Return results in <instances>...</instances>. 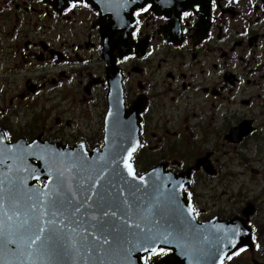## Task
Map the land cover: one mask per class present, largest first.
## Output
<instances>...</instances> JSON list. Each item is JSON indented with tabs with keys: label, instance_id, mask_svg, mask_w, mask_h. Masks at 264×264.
<instances>
[{
	"label": "flooded vegetation",
	"instance_id": "af4514ba",
	"mask_svg": "<svg viewBox=\"0 0 264 264\" xmlns=\"http://www.w3.org/2000/svg\"><path fill=\"white\" fill-rule=\"evenodd\" d=\"M1 1L16 9L15 16L21 11L39 18L60 19L82 10L92 11L98 20V13L79 1L69 9L58 0ZM173 3L175 8L174 5L166 9L134 10L138 18L130 36L123 39L125 32H119L104 45L102 42L101 75L77 79L71 87L67 81L74 76L71 74L69 78L65 70L38 81H0V128H20L7 118L4 108L9 95L23 100L29 115L36 114L38 106L40 115H44V104L39 105L38 101L49 102L50 97L59 100L72 94V101L78 102L74 111L82 117L78 126L102 129L107 126L113 98L119 111L115 127L140 128L141 146L134 156L137 174L156 169L164 175L189 172L190 183L184 191L193 204L197 222H236L250 231L248 243L223 264H264V241L259 235L260 229H264V196L260 195L264 194V0H173ZM20 4L25 7L19 8ZM176 9L181 11L178 17ZM95 27L99 32L97 23ZM150 28L155 35H151ZM35 40H26L24 48L28 56L30 52L39 63L67 62L65 54L50 49L47 38L40 39L38 44ZM121 41L125 43L123 49ZM60 47L64 48V44ZM165 49L173 51L167 67L163 65L168 60L161 56ZM107 59L117 72L114 73ZM82 63L86 65L89 60ZM157 71L163 73L164 79L150 85L146 80L148 73ZM155 92L161 93L159 98L170 101V109L160 106L155 122L160 128H184L173 130V137L159 135L156 124L151 126L154 129L149 128L151 116L156 113L152 97ZM95 106L102 111L97 124L87 117ZM167 110L174 114L173 120L161 126L163 112ZM34 126L29 122L24 127ZM206 127L216 129L212 133L214 139L209 136L201 143ZM42 128H47V121ZM181 147L184 151H180ZM187 151L191 153L189 160L184 158ZM203 178L220 180L225 188L223 195L227 193L239 203L241 197L248 200L230 212L209 208L211 199L205 195L201 204L195 187L197 180ZM164 250L166 254L158 255L161 260L172 253Z\"/></svg>",
	"mask_w": 264,
	"mask_h": 264
},
{
	"label": "water",
	"instance_id": "95a60500",
	"mask_svg": "<svg viewBox=\"0 0 264 264\" xmlns=\"http://www.w3.org/2000/svg\"><path fill=\"white\" fill-rule=\"evenodd\" d=\"M61 1L65 6L70 0ZM86 1L95 9L117 2L118 12L145 0ZM101 20L104 40L128 35L114 22H103L104 15ZM119 43L123 49L124 41ZM118 114L110 105L102 150L39 139L8 144L0 134V264H144L146 245L173 250L159 264H222L247 243L225 223L197 222L184 191L189 172L136 177L131 159L140 144L139 128L115 127ZM39 179L46 180L44 186ZM63 220L68 223L60 225Z\"/></svg>",
	"mask_w": 264,
	"mask_h": 264
},
{
	"label": "rangeland",
	"instance_id": "374dc122",
	"mask_svg": "<svg viewBox=\"0 0 264 264\" xmlns=\"http://www.w3.org/2000/svg\"><path fill=\"white\" fill-rule=\"evenodd\" d=\"M25 5L20 4L19 8H24ZM16 9L13 6L3 5L0 0V81H16L22 83L28 79L38 81L41 77L49 75L52 76L59 70H65L68 77L72 74L74 78L68 79L67 85L71 87L77 82V79L86 78L89 76L101 75L104 70V61L101 57L102 54V33L95 24L98 22L97 16L92 11H78L71 17L66 18H52L46 19L44 17L39 18L33 14H26L21 11L18 12V16H15ZM123 26L126 29L128 36H130L133 29V21L130 17L125 21ZM151 35H155V32L151 30ZM50 43V49L58 51L66 55L67 62L65 64H58L54 60L47 61L45 63H39L36 61L32 54L24 48L26 40H35L34 42L45 39ZM93 43V45H92ZM38 44V43H37ZM61 44H64V48H61ZM101 45V48L97 46ZM38 49V48H37ZM98 51V52H97ZM170 50H164L162 57L168 60V63L163 66H169V60H171ZM78 57L82 60L79 61ZM88 64H83V61H88ZM42 64V65H40ZM43 67V68H42ZM164 79L163 73L160 71L149 72L146 80L153 85L154 83H160ZM135 85V83H134ZM161 93L155 92L152 97L154 99V110L156 113L152 115L149 128L156 124L155 128L158 130L159 135L173 137L172 131L183 130L184 128H160L159 123L155 122L157 112L160 110V106L169 108L170 101L164 98H159ZM73 95L68 94L57 100L50 97L49 102L38 101L37 104H44V115H40L41 106L37 107V113L29 115V110L24 101L20 98H16V95H9L6 99L7 118L10 122L16 124V127L20 128H1L6 133H10L11 140H17L19 138H25L27 141L35 137H41L42 140H48L52 143H64L73 147L76 143L84 140L89 148L99 146L103 147V129L102 128H85L78 126V122L81 120L79 112L74 111L75 106L78 104L76 101H72ZM67 106V107H66ZM92 119L97 124L99 118L102 115L101 109L93 107L88 112ZM174 114L167 110L163 112V122L166 125L167 121H172ZM190 118V117H189ZM47 121V128H42ZM29 122H33L35 128H25L24 126ZM68 123V124H67ZM23 127V128H22ZM154 128H151V130ZM216 131L215 128L206 127L203 130L202 141L204 143L208 140L209 136H213L212 133ZM197 134V130L195 131ZM26 134L27 137H23ZM214 139V136H213ZM213 139L210 140V145L213 143ZM217 146L214 148L216 150ZM180 151H184L181 147ZM174 157H179L177 154H173ZM191 153L187 151L184 155L186 160H189ZM142 169V168H141ZM249 184H254L249 181ZM199 186V191L197 190ZM196 191L199 194V201L202 204L205 195L211 199L208 205L209 208L215 210H227L232 211L237 206L240 207L241 203H246L247 197H241V203L235 200V197L224 194V187L221 185L220 180L213 179L208 181V178L197 180ZM235 188V185H234ZM207 193H205V190ZM260 195L264 196V194ZM235 200V201H234ZM259 235L264 241V229H260ZM154 261L152 264H154Z\"/></svg>",
	"mask_w": 264,
	"mask_h": 264
},
{
	"label": "snow or ice",
	"instance_id": "6c2138e0",
	"mask_svg": "<svg viewBox=\"0 0 264 264\" xmlns=\"http://www.w3.org/2000/svg\"><path fill=\"white\" fill-rule=\"evenodd\" d=\"M128 169H129V173H130V174H133V176H134V172H133L132 167H131L130 164L128 165ZM149 239H150V238H149ZM105 243H108V241L105 240ZM144 250H145V251H150V254H151V255L166 254V252H165L164 249H160V250L157 252V251L155 250L154 247L150 249L147 245L145 246Z\"/></svg>",
	"mask_w": 264,
	"mask_h": 264
}]
</instances>
